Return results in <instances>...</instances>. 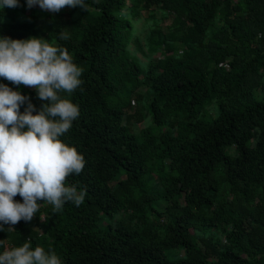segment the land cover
Here are the masks:
<instances>
[{"label":"trees","instance_id":"obj_1","mask_svg":"<svg viewBox=\"0 0 264 264\" xmlns=\"http://www.w3.org/2000/svg\"><path fill=\"white\" fill-rule=\"evenodd\" d=\"M84 2L0 9V37H43L83 69L81 86L60 93L80 112L60 139L85 159L67 184L87 192L80 206L39 201L30 222L3 224L0 253L30 241L62 264H264V0Z\"/></svg>","mask_w":264,"mask_h":264},{"label":"clouds","instance_id":"obj_2","mask_svg":"<svg viewBox=\"0 0 264 264\" xmlns=\"http://www.w3.org/2000/svg\"><path fill=\"white\" fill-rule=\"evenodd\" d=\"M29 8L58 13L64 7L85 9L84 0H26ZM19 0H0V9L15 8ZM60 40L69 39L59 33ZM83 69L78 67L66 47L40 37L12 39L0 37V77L13 85L36 90L44 103L39 110L30 99L0 83V231L3 224L30 222L43 203L59 211L67 202L80 206L87 195L67 178L79 175L85 159L74 146L60 137L77 120L79 106L60 93H73L82 84ZM27 102L23 113L21 105ZM36 113L33 115V113ZM19 195L22 203L14 200ZM11 229V228H9ZM3 241H0L2 244ZM0 264H62L54 250L34 249L30 241L5 248Z\"/></svg>","mask_w":264,"mask_h":264},{"label":"rangeland","instance_id":"obj_3","mask_svg":"<svg viewBox=\"0 0 264 264\" xmlns=\"http://www.w3.org/2000/svg\"><path fill=\"white\" fill-rule=\"evenodd\" d=\"M33 9V12H37L38 14H40V12H44L45 10H42L38 5L36 6H33L30 8L29 11H31ZM133 24L132 26V33L136 36H138L139 40L141 42H144L145 40V32L147 31V27L145 26L144 24V21L142 19H136L134 20L133 22H131ZM134 39H132V43L130 44V51H131V54L133 56V58L135 59V61L137 62V64L141 67V68H145L146 65H147V62H148V58H146L135 46V41H133ZM161 54L157 53L155 56H160ZM28 87V86H27ZM30 88V87H28ZM132 107L133 108H136L137 107V110L140 109L141 105H137L135 102H132ZM207 107H212L213 108V112L212 114L210 115H206V118L210 119L212 117H216L217 115V106H216V103L215 102H212L211 104H209ZM132 108V109H133ZM145 124H149V118L148 119H145L144 122H141V123H133V124H130V127L135 131V132H138L139 129L141 127H143ZM153 130L155 132L158 131V127H155L153 126ZM157 207L160 209V210H163L164 208V201L163 200H160V204L157 205Z\"/></svg>","mask_w":264,"mask_h":264}]
</instances>
